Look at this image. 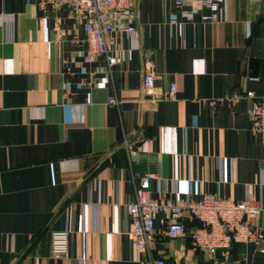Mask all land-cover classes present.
I'll return each mask as SVG.
<instances>
[{"label": "crops", "instance_id": "obj_1", "mask_svg": "<svg viewBox=\"0 0 264 264\" xmlns=\"http://www.w3.org/2000/svg\"><path fill=\"white\" fill-rule=\"evenodd\" d=\"M188 10L139 0L136 41L113 35L125 60L110 68L104 56L85 62L82 12L0 0V15L14 16L0 27V264H142L128 206L148 172L158 201L212 195L264 206L253 101H226L264 97V0H229L217 23L205 8L188 20ZM164 217L155 258L214 264L189 236H165ZM259 221L264 228V212ZM183 223L188 233L200 225L189 214ZM58 230L71 233L67 257L51 256ZM224 264H264V242L234 245Z\"/></svg>", "mask_w": 264, "mask_h": 264}, {"label": "built area", "instance_id": "obj_2", "mask_svg": "<svg viewBox=\"0 0 264 264\" xmlns=\"http://www.w3.org/2000/svg\"><path fill=\"white\" fill-rule=\"evenodd\" d=\"M54 6L67 5L75 12H82L86 19V43L88 50L85 62L92 63L99 56H104L110 68L125 60V54L116 44L113 35L126 34L135 42L137 38L136 5L139 0H46ZM178 7L189 10L184 16L192 20L201 8L209 10V15L203 17L207 22L220 21V13L229 0H174ZM14 22L12 14L0 15V27ZM144 87L150 91L155 88V76L148 73L144 79ZM177 87L171 86L166 98L175 97ZM252 100L249 110L252 135L260 142L264 163V97L256 98L253 92L240 95L234 94L228 98L230 104ZM222 102V101H220ZM130 158L135 152L129 150ZM153 172H148L140 178L136 190V198L128 206L132 220V240L135 246L144 252L142 264H165L152 254L154 244L159 237L156 231V220L164 214L166 226L164 235L171 239L190 237L195 251H201L214 264H224L230 259L232 249L236 244H256L264 242V228L259 218L264 212V206L255 201H235L221 199L216 196H203L198 201L180 200L177 202L158 201L153 199L150 184L156 180ZM189 214L199 222V226L190 233L183 223V217ZM71 233L67 230L53 231L51 234V256L67 257ZM219 257L224 259L220 262Z\"/></svg>", "mask_w": 264, "mask_h": 264}]
</instances>
